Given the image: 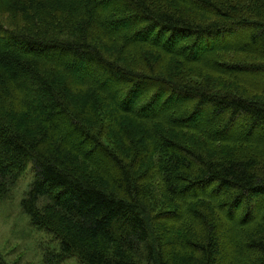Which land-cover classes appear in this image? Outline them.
Returning a JSON list of instances; mask_svg holds the SVG:
<instances>
[{
	"label": "trees",
	"instance_id": "trees-1",
	"mask_svg": "<svg viewBox=\"0 0 264 264\" xmlns=\"http://www.w3.org/2000/svg\"><path fill=\"white\" fill-rule=\"evenodd\" d=\"M188 65L264 80V0H0V204L31 166L46 263L264 264V164L209 148H264V91L171 80Z\"/></svg>",
	"mask_w": 264,
	"mask_h": 264
},
{
	"label": "rangeland",
	"instance_id": "rangeland-1",
	"mask_svg": "<svg viewBox=\"0 0 264 264\" xmlns=\"http://www.w3.org/2000/svg\"><path fill=\"white\" fill-rule=\"evenodd\" d=\"M124 27H126V25H124ZM181 39H183L184 42L187 40L185 36H182ZM103 49L108 60L116 59V54L114 53V50H112L113 48H107L105 46V48ZM130 54L131 55H129L128 58L132 59L135 66H141L142 62L137 59L132 53ZM220 55L222 57L232 59L231 61H233V59L235 60V58L242 59L244 57L243 55H233V53L227 52L221 53ZM171 66H173V64L170 61L168 64L161 65L160 69L162 67H167L168 69ZM184 71H187V73H183V75L177 78L175 77V79L171 78V80L180 84L183 83L187 86L199 85L201 87H205V85H208L210 86V88L211 86H213L214 88L221 89L223 93H227V90L235 88L238 91L236 93H239L241 96L243 95L249 100L261 99L260 93H263L264 91L263 78L258 77L254 74L243 77L244 79L242 81H239L237 84L222 75L213 74L209 71V69H203L197 65H188ZM81 72L82 70L77 69L75 73L76 75H79ZM184 77H187L189 80H191L190 83H188V81H186ZM206 79H208L209 81ZM148 95L146 94V100H148L149 98ZM75 99L78 103L77 104L75 102V104H83V100L86 99V96L83 94H75ZM101 99V103L106 108L107 113L110 111L121 112L115 104L107 102L103 98ZM161 100L163 104H159L158 107H165L167 105L166 99L162 97ZM176 101L180 102L183 100L176 99ZM87 107L89 106H87L86 104H83L81 106V108L83 109H87ZM133 107H136V103L135 105H132L131 108ZM129 120L135 122V120L133 118H129V116L124 115L122 117L123 122ZM30 125L31 124H27V126L29 127ZM232 135L233 133L229 131L228 133H226L225 137H232ZM236 136L238 137L240 136V134L234 135L233 137ZM209 148H216L217 150L223 149L225 153H239L240 156H246L249 154L253 156L257 155L259 156L261 164H264L263 147L243 146L241 142H233V144L228 145L210 144ZM34 180V172L31 169V166H28L22 172L20 179L12 188L5 201H2V203L0 204V260L5 264H81L76 256H73L62 262L46 263L47 254L57 252L59 249V243L54 238V236L49 234L47 231L39 230L36 227L32 226L29 218L24 214L21 207V203L26 194L29 192L30 186L33 184ZM201 193L205 194L203 191Z\"/></svg>",
	"mask_w": 264,
	"mask_h": 264
}]
</instances>
